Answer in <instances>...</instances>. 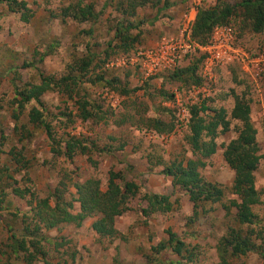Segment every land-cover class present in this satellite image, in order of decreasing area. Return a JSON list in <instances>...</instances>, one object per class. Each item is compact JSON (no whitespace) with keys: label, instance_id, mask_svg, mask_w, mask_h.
Masks as SVG:
<instances>
[{"label":"rangeland","instance_id":"1","mask_svg":"<svg viewBox=\"0 0 264 264\" xmlns=\"http://www.w3.org/2000/svg\"><path fill=\"white\" fill-rule=\"evenodd\" d=\"M20 1L22 6L17 12L0 5V196L2 193L7 195L4 204L0 205V246L8 237L6 229L21 233L25 224L23 221L26 218L28 222L34 215L33 208L38 201L49 197L61 181L69 185L67 198H77L73 184L98 179L102 190L107 191L109 172L114 170L121 172L127 181L139 184L142 193L169 195L173 202H178L176 212L169 216L154 214L145 221L141 213L143 205L138 199L132 205V212L117 219L116 228L122 237L116 240L99 239L92 228L96 219H87L80 227L67 224L61 226L60 231L44 230L46 237L51 240L48 248L54 261L63 258L68 264H147L146 254L151 253L153 246L166 241L167 231L172 229L187 242L207 244L208 259L205 257L203 264H218L217 243L227 233L224 211L221 207H216L213 214L203 216L195 224V228L190 230L198 233V240L188 239V236H185L189 230L187 220L193 217V203L185 191L173 186L171 177L163 175V167H156L153 172H149L148 156L154 155L157 159V156L161 155L167 162L173 161L177 156L194 159L185 140L188 109L208 102L214 107H224L230 112L233 99L224 98L235 90L239 95L254 101L252 120L258 131L260 155L264 157V63L250 64L248 69L241 64L219 67L215 71V79L208 82L207 93L192 97L190 92L197 86L171 83L168 80L169 75L145 80L138 72L135 73V67L129 64L120 68L111 66L112 61L117 63V60L122 58L130 59L131 54L119 51L109 62H103L109 44L112 43L113 47L118 44L115 38L116 30L121 24L126 26L130 22L125 12L128 11L124 4L126 0ZM210 1L213 4L217 2ZM79 2L95 3L96 12L100 15L97 23L78 24L72 20L62 22L61 19L53 18V14L60 15L64 7ZM239 2L240 0H228L229 4L237 5L235 7H239ZM160 14L154 7L141 8L137 12L133 23L144 30L146 35L140 37L135 49L155 46L168 36L166 32L161 31L166 26L161 22L166 15ZM90 30L93 31L92 35L88 34ZM132 32L135 37L138 30ZM237 38L238 45L252 59L258 58L259 53L264 50V31L254 34L248 29H243L239 31ZM92 53L96 54L97 58L93 63L94 69L87 78L93 76L95 79L96 75H105L109 80L116 78L123 83L127 82L130 89L144 88L130 96H122L103 83L92 86L84 82L81 89H78L80 95L86 93L92 102L102 105L107 115L103 121L82 122L78 119L65 133L98 146L101 151L94 150L92 155L96 165L82 155L70 160L64 155L55 154L42 128L35 127L29 119L31 110L37 106L36 102L32 101L20 108V98L16 96L17 89L22 91L29 85H40L42 74L56 81L69 73L79 76L77 62ZM26 64L29 67L23 68ZM127 72L132 74L125 79ZM200 76L202 77V74ZM203 82L204 87L207 81L204 79ZM176 92L179 94V104L175 99ZM166 95H173L174 98L165 101ZM42 101L51 115H64L68 111L67 106L76 113V100H67L57 88L46 92ZM179 105L185 111L184 114L179 112ZM169 109L175 113L176 119H180L182 127H179V124L176 132L168 136H159L148 130L151 119L161 118L169 121ZM59 122L54 120L57 138L64 141L67 137L66 134L62 135L63 125L58 124ZM237 126V123H233L231 131L219 138L217 153L205 160L206 167L201 170L207 180L226 189L227 201L236 198L229 192L235 173L225 162L224 146L236 137ZM114 138L127 143L125 150L112 154L103 151ZM64 146L63 143L62 148ZM13 149L14 155L22 152L19 157H22L23 161L20 163L11 156ZM256 179L257 189L264 191V158ZM15 188L22 189L26 197L15 195ZM31 194H34L35 198H31ZM262 194L264 200V193ZM75 206L73 213L77 214L80 212L79 203ZM233 212L236 213V209L233 208ZM256 212L261 219L260 228L264 229V206L256 208ZM262 254L264 255V252ZM168 258L175 257L168 255ZM233 264H264V257L252 252L245 258L234 259Z\"/></svg>","mask_w":264,"mask_h":264},{"label":"trees","instance_id":"2","mask_svg":"<svg viewBox=\"0 0 264 264\" xmlns=\"http://www.w3.org/2000/svg\"><path fill=\"white\" fill-rule=\"evenodd\" d=\"M126 1L124 4L128 11L125 12H127L130 22L126 26L121 24L116 30L115 38H117L118 44L114 47L112 43L109 44L105 50L106 58L103 62H109L110 58L118 54L119 51L123 54L133 55L140 49H135V44L146 33L134 25L133 19L136 18V14L141 8L154 7L157 9V13L162 14L179 3L186 2V0ZM0 5L7 6L13 12H17L22 6L20 0H0ZM238 5L239 7H235L237 5L229 4L228 0H217L213 5L209 3L199 8L192 25V41L200 47L207 46L211 43L215 29L221 26H227L234 32L237 46H239L237 38L239 31L248 29L254 34L262 33L264 31V0H240ZM95 6V3L69 4L63 8L60 15L53 14V18L61 19L62 22L72 20L78 24L97 23L100 15L96 12ZM135 30H138V33L134 37L132 31ZM92 33L93 31L90 30L88 34L92 35ZM88 48L90 50V46ZM96 58V54L92 53L77 62L79 76L69 73L56 81L42 74L40 85H29L22 91L16 90V96L20 98V108H23L24 104L36 102L37 106L31 110L29 119L35 127L42 128L55 154L64 155L70 160H73L77 155H82L94 165L97 162L92 158V155L94 150L101 151L98 146L65 132L78 119L82 122L103 121L107 113L103 111L102 105L92 102L86 93L80 95L78 89L80 90L84 82H87L92 86L103 83L122 96H130L144 90L143 87L130 89L127 82L123 83L116 78L109 80L105 75H96L95 79L93 76L87 78V75L94 69L93 63ZM203 60L202 52L188 56L177 69L160 76L169 75L168 80L171 83L203 87L204 79L199 74ZM234 64L242 65L238 62L233 63V66H237ZM28 67L29 65L26 64L23 68ZM131 74L127 72L125 79H128ZM85 78H87L86 81H84ZM54 88H57L58 92L67 100H76L74 107L76 113L68 106L66 107L68 111L64 115L54 116L46 111L42 97ZM173 98V95H166L164 100L171 101ZM227 98L233 99V108L230 112L224 107H214L208 102H202L188 109V124L186 126L188 129L185 133V140L194 159L177 156L173 161L167 162L161 155L157 156V159L154 155L148 156L149 172H153L156 167H163V175L171 177L173 186L185 191L193 203V217L187 220L189 230L188 235L185 236H188V239L198 240V233L190 230L195 228V224L203 216L213 214L216 207H221L224 211L227 233L217 243L218 264H233L234 259L245 258L252 252H257L264 257L262 254L264 252V229L260 228L261 219L256 212V208L264 206L262 194L264 191L260 192L257 189L256 179L264 157L260 155L261 149L257 141L258 131L252 120L254 101L244 95H239L235 90L227 94L224 99ZM167 112L170 115L169 121L161 118L151 119L148 130L159 136H168L176 132L179 124V127H182V123L180 119H176L175 113L171 109ZM99 115H103V117H99ZM15 118L18 120L16 113ZM54 120L60 121L58 124L63 125L61 127L62 135L66 134L67 137L64 141L57 138L58 132L55 129ZM233 123L238 125L236 137L224 146L223 155L226 164L235 173L234 182L229 192L236 198L227 201L226 189L207 180L201 170L206 167L205 160L217 153L219 138L231 131ZM121 141V139L114 138L113 142L102 150L110 154L123 152L127 143ZM63 143L65 146L62 148ZM14 150L10 154L17 163H20L23 161V158L19 157L22 152L14 155ZM18 167L20 166L18 165ZM73 187L77 191V198L69 199L67 198L69 185L61 181L59 187L49 197L38 201L36 207L33 208L34 215L28 222L26 218L23 221L25 224L21 233L13 232L10 228L6 229L8 237L6 242L0 246V264H68L63 258L55 259V261L52 259L48 248L51 240L46 237L44 230L58 229L60 231V227L67 224H76L80 227L85 220L96 219L92 228L99 239L116 240L122 237L116 228L117 219L132 212L134 210L132 205L138 199L143 205L141 213L145 221H148L154 214L163 216L174 214L178 204L166 194L142 193L139 184L127 181L121 172L114 170L109 172L107 191L102 190L98 179H89L82 184L75 183ZM13 192L20 198L26 197L25 192L20 188H15ZM6 197V193H2L0 196L1 206ZM31 198H35L34 194H31ZM76 203H79L80 212L74 214ZM233 208L236 209V213L233 212ZM167 234L166 241L153 246L151 253L146 254L147 264H203L205 257L206 260L208 259L207 244L187 242L183 236H179L172 229H169ZM168 255L175 258H168Z\"/></svg>","mask_w":264,"mask_h":264},{"label":"built area","instance_id":"3","mask_svg":"<svg viewBox=\"0 0 264 264\" xmlns=\"http://www.w3.org/2000/svg\"><path fill=\"white\" fill-rule=\"evenodd\" d=\"M191 4L190 11L184 16L185 26L180 36L174 38L164 37L155 46L140 48L129 58L117 60L111 63L114 67H123L126 64L135 67L138 75L145 80L158 77L177 69L188 56L202 52L204 60L201 68L202 78L207 81L204 87H194L190 95L196 96L199 93H207L208 82L215 79V71L219 67H224L233 63H242L248 69L250 64L264 63V50L259 53V57L252 59L241 47L236 44L234 32L227 26L215 29L211 43L205 47H200L192 41V25L197 16L198 9L210 3V0H186ZM179 94L175 93V99L179 104ZM177 108L183 112L182 106ZM186 114V113H185Z\"/></svg>","mask_w":264,"mask_h":264},{"label":"crops","instance_id":"4","mask_svg":"<svg viewBox=\"0 0 264 264\" xmlns=\"http://www.w3.org/2000/svg\"><path fill=\"white\" fill-rule=\"evenodd\" d=\"M210 4L213 3L210 1ZM190 8L191 4L186 1L162 13V16H166L162 18L161 22L162 25L166 24V26L161 31L166 32L168 38L180 36L185 26L184 16L186 12L190 11Z\"/></svg>","mask_w":264,"mask_h":264}]
</instances>
